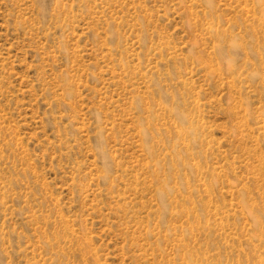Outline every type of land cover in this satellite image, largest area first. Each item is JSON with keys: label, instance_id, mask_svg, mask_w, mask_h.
Here are the masks:
<instances>
[{"label": "rangeland", "instance_id": "374dc122", "mask_svg": "<svg viewBox=\"0 0 264 264\" xmlns=\"http://www.w3.org/2000/svg\"><path fill=\"white\" fill-rule=\"evenodd\" d=\"M0 264H264V0H0Z\"/></svg>", "mask_w": 264, "mask_h": 264}]
</instances>
